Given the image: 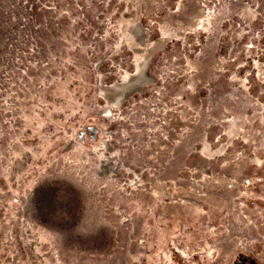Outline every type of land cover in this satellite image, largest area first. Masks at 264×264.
Returning <instances> with one entry per match:
<instances>
[{
	"label": "rangeland",
	"instance_id": "374dc122",
	"mask_svg": "<svg viewBox=\"0 0 264 264\" xmlns=\"http://www.w3.org/2000/svg\"><path fill=\"white\" fill-rule=\"evenodd\" d=\"M264 0H0V264H264Z\"/></svg>",
	"mask_w": 264,
	"mask_h": 264
},
{
	"label": "bare ground",
	"instance_id": "6f19581e",
	"mask_svg": "<svg viewBox=\"0 0 264 264\" xmlns=\"http://www.w3.org/2000/svg\"><path fill=\"white\" fill-rule=\"evenodd\" d=\"M260 76L264 77V70H260Z\"/></svg>",
	"mask_w": 264,
	"mask_h": 264
},
{
	"label": "trees",
	"instance_id": "16d2710c",
	"mask_svg": "<svg viewBox=\"0 0 264 264\" xmlns=\"http://www.w3.org/2000/svg\"><path fill=\"white\" fill-rule=\"evenodd\" d=\"M252 263H253V264H256V262H255V261H253Z\"/></svg>",
	"mask_w": 264,
	"mask_h": 264
}]
</instances>
